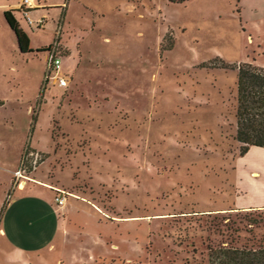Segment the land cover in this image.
I'll list each match as a JSON object with an SVG mask.
<instances>
[{
  "label": "rangeland",
  "instance_id": "374dc122",
  "mask_svg": "<svg viewBox=\"0 0 264 264\" xmlns=\"http://www.w3.org/2000/svg\"><path fill=\"white\" fill-rule=\"evenodd\" d=\"M21 1L0 0V181L37 149L30 175L119 215L130 257L99 264H204L208 244L264 235V208L232 207L257 160L234 136L235 65H264V0H29L31 22ZM53 42L65 85L43 80Z\"/></svg>",
  "mask_w": 264,
  "mask_h": 264
},
{
  "label": "crops",
  "instance_id": "0c3cea01",
  "mask_svg": "<svg viewBox=\"0 0 264 264\" xmlns=\"http://www.w3.org/2000/svg\"><path fill=\"white\" fill-rule=\"evenodd\" d=\"M251 148L257 160L249 172L244 171L250 196L235 198L234 208L264 206V146L249 144L243 153ZM4 168L5 180L0 181V264H99L112 258L129 259L116 241L126 243L130 238L109 227L111 220L121 219L119 215L72 189H67L62 203L53 205L50 198L58 185L44 180L43 176L48 177L45 173L34 169V176L29 169L24 183L14 185L10 166ZM35 183L47 187L46 196L31 187ZM8 184L11 193L2 201ZM133 242L134 249L140 248L138 240Z\"/></svg>",
  "mask_w": 264,
  "mask_h": 264
},
{
  "label": "trees",
  "instance_id": "16d2710c",
  "mask_svg": "<svg viewBox=\"0 0 264 264\" xmlns=\"http://www.w3.org/2000/svg\"><path fill=\"white\" fill-rule=\"evenodd\" d=\"M12 9L4 8L2 13L15 34L17 45L20 50L32 49L29 37ZM235 89L234 136L240 141L238 153H243L249 144L264 146V65L248 60L237 62ZM248 219L255 222L258 220L253 216ZM206 254L204 264H264V235L260 234L250 241L240 243L220 241L208 244Z\"/></svg>",
  "mask_w": 264,
  "mask_h": 264
},
{
  "label": "built area",
  "instance_id": "2783aa9c",
  "mask_svg": "<svg viewBox=\"0 0 264 264\" xmlns=\"http://www.w3.org/2000/svg\"><path fill=\"white\" fill-rule=\"evenodd\" d=\"M32 6L29 2V0H22L21 3L18 5V7L23 11L24 14H26V20L28 22L32 21V18L30 15H28L27 10L28 7ZM41 17H38L36 19V22L40 21ZM46 50V64L45 69L43 72V80H46L50 77L51 71H56L57 67L59 65V57H58V46L55 42L50 43V45H47L45 48ZM55 74L53 76V80H55L60 85L66 84V77L58 73L57 71L54 72ZM41 159V154L37 149L28 148L26 147L21 154V156L18 159V163L15 165V167L12 170L13 174V184H22L25 181V178L27 176V171L33 167L36 166L38 161ZM22 178V179H20ZM12 184V185H13ZM69 191L63 187L56 186L54 188V194L53 198L56 203L60 204L64 201L66 194ZM9 193H7V196Z\"/></svg>",
  "mask_w": 264,
  "mask_h": 264
}]
</instances>
